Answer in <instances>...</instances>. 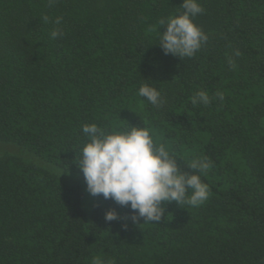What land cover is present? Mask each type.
<instances>
[{"label": "trees", "instance_id": "1", "mask_svg": "<svg viewBox=\"0 0 264 264\" xmlns=\"http://www.w3.org/2000/svg\"><path fill=\"white\" fill-rule=\"evenodd\" d=\"M199 2L208 41L183 59L158 38L183 0H0V143L83 174L85 124H146L183 172L211 163L208 199L167 203L153 223L102 195L89 206L82 183L0 153V264H264V0ZM200 91L208 105H193Z\"/></svg>", "mask_w": 264, "mask_h": 264}, {"label": "clouds", "instance_id": "2", "mask_svg": "<svg viewBox=\"0 0 264 264\" xmlns=\"http://www.w3.org/2000/svg\"><path fill=\"white\" fill-rule=\"evenodd\" d=\"M54 3L55 0H49V6ZM180 6L183 11L158 21V38L165 54L185 59L196 55L208 41V35L195 21L203 12L199 0H183ZM44 21L48 22L47 16ZM60 22V18L55 21L57 25ZM164 25L167 28L161 31ZM60 35L58 28L51 32L53 39ZM138 95L154 106L161 103L160 92L149 84H142ZM218 95L223 99L222 94ZM210 102L206 91L192 98L193 105ZM82 131L88 139L76 163L83 172L87 191L92 196L102 195L120 206L130 207L134 222L139 218L145 222L160 221L166 210L163 205L172 201L199 207L208 199L209 188L201 178L211 167L208 159H192L188 163L192 173L183 172L176 154L157 142L146 124L108 131L92 123L85 124ZM117 218L115 210H109L105 216L108 221ZM92 264L102 262L96 258Z\"/></svg>", "mask_w": 264, "mask_h": 264}, {"label": "rangeland", "instance_id": "3", "mask_svg": "<svg viewBox=\"0 0 264 264\" xmlns=\"http://www.w3.org/2000/svg\"><path fill=\"white\" fill-rule=\"evenodd\" d=\"M4 152H10V153L17 154L29 162H34L40 166L46 167V168L50 169L51 171H53L54 173H56L59 176V178L65 180L67 182H80V183H82V185L85 189V192L87 193L88 205L92 206L97 201V196H92L87 191V185H86V181H85L83 174L73 173V172L64 170L60 167H57L54 164L45 162L44 160H42L41 158H39L35 154L27 151L26 149H24L22 147L16 146V145L0 143V153H4Z\"/></svg>", "mask_w": 264, "mask_h": 264}]
</instances>
